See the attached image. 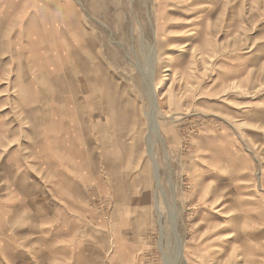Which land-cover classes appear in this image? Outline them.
Masks as SVG:
<instances>
[{
    "label": "rangeland",
    "instance_id": "obj_1",
    "mask_svg": "<svg viewBox=\"0 0 264 264\" xmlns=\"http://www.w3.org/2000/svg\"><path fill=\"white\" fill-rule=\"evenodd\" d=\"M98 1L84 0L89 44L74 67L75 113L85 102L90 121L70 127L90 143V215L65 243H29L26 218L0 216V264L51 245L64 259L45 250L39 262L264 264V135L253 133H264V0H227L204 19L110 0L106 21ZM151 85L160 108L149 134ZM42 226L52 237L53 219Z\"/></svg>",
    "mask_w": 264,
    "mask_h": 264
},
{
    "label": "crops",
    "instance_id": "obj_2",
    "mask_svg": "<svg viewBox=\"0 0 264 264\" xmlns=\"http://www.w3.org/2000/svg\"><path fill=\"white\" fill-rule=\"evenodd\" d=\"M213 1L158 0V9L166 10L165 17L181 19L188 13L193 17L201 13L204 19L210 10L230 7L227 0H216L210 8ZM108 4L110 0L98 1L99 17L104 21ZM88 8L84 0L82 4L75 0H0V191L4 193L0 216L26 218L28 225H22V231L29 243H65L80 226V219L90 215L85 188L91 178L90 143L88 150L78 144L79 134L83 131L81 136L86 137L87 131L70 128L72 122H89L91 116L85 102L82 113L74 109L75 60L83 57L89 44L85 39ZM210 15L213 22L219 17L214 12ZM227 22L224 18L220 24ZM214 33L209 40H217ZM46 218L53 219V227L47 229L53 236L44 239L41 225ZM45 250L53 251L57 261L64 259L51 245L19 248L18 254L26 258L19 261L46 263L39 262Z\"/></svg>",
    "mask_w": 264,
    "mask_h": 264
},
{
    "label": "bare ground",
    "instance_id": "obj_3",
    "mask_svg": "<svg viewBox=\"0 0 264 264\" xmlns=\"http://www.w3.org/2000/svg\"><path fill=\"white\" fill-rule=\"evenodd\" d=\"M149 95L151 97V104H152L151 105L152 106L151 107V111L149 112V122H150V132H149V134H151V132L157 131V128H158V124L156 122V115L159 112L158 109L160 108L159 107L160 105L157 102V94H156L154 88H152V85L150 86V93H149ZM149 134H148L147 140H149ZM148 145H149L150 155H151L152 159L154 160L155 173H156L158 167H157V161L155 159L156 157H155V153H154V146L150 142L148 143ZM156 176H157V174H156ZM159 183H160V181H159ZM173 216H174V213H173ZM173 222L175 223V220L174 219H173ZM180 252H182V251H180Z\"/></svg>",
    "mask_w": 264,
    "mask_h": 264
}]
</instances>
